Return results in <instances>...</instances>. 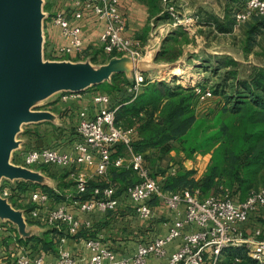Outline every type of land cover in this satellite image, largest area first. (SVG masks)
Masks as SVG:
<instances>
[{
    "label": "built area",
    "instance_id": "obj_1",
    "mask_svg": "<svg viewBox=\"0 0 264 264\" xmlns=\"http://www.w3.org/2000/svg\"><path fill=\"white\" fill-rule=\"evenodd\" d=\"M120 1L73 0L70 12L56 13L52 17V23L60 30L63 39L57 53L64 56L79 55L84 50L82 30L80 26L71 24L70 17L81 20L83 10H87L102 21L104 30L99 36V43L105 53H116L130 62L133 83L127 92L131 100H134L140 89L155 79L147 80L139 69V64L145 57V48L140 41L124 35L126 22L120 11ZM246 7L247 12L238 18H246L252 13L264 15V0H247ZM195 94L203 98L211 97V92H205L198 87L195 88ZM108 101L106 95L95 97L94 102L101 107L93 119L86 118L85 113L80 114L77 131L81 142L75 146V155L60 153L50 148L30 150L23 153L24 166L41 164L69 168L84 165L93 168L96 177L106 176L111 167L128 169L138 178V182L128 189V195L141 219L151 218L152 210L148 201L152 198L160 199L168 209L177 214L183 207V215L173 220L164 237L139 245L136 253L130 258H117L100 238H89L84 241L85 248L91 252V257L86 261L79 262L69 251L60 250L55 261L45 262L42 258L24 255L17 258L16 264H146L149 258L166 259L167 264H218L229 249H242L251 260L264 264V234L260 228H256L247 236L244 230L250 214L264 208V188L252 191L242 202L232 200L227 190L203 199H200L198 190H184L178 193L163 191L159 180L149 173L143 156L133 151L134 129L115 125L116 109L107 108ZM118 145L124 148V153L114 156ZM74 178L78 198L75 204L80 211L90 213L98 210L106 213L116 208L117 200L112 187L103 190L96 188L92 197L80 200L86 191L88 179L84 173H77ZM1 194L4 198L10 196L7 189H3ZM31 201L36 207L28 213V217L37 219L39 209L47 208L48 195L33 192ZM44 219L48 225L56 228L64 226L69 235H75L82 226H89L88 222H81L72 215L65 205L48 209ZM185 228H190V231L185 232ZM2 231L3 226L0 223V233ZM176 240H180L181 245L169 254L167 247ZM208 254L210 259L205 262V256Z\"/></svg>",
    "mask_w": 264,
    "mask_h": 264
},
{
    "label": "crops",
    "instance_id": "obj_2",
    "mask_svg": "<svg viewBox=\"0 0 264 264\" xmlns=\"http://www.w3.org/2000/svg\"><path fill=\"white\" fill-rule=\"evenodd\" d=\"M72 4L73 0H66L60 7L62 8L61 11L56 13L68 14ZM46 8L49 9L51 7L48 5ZM120 11L126 22L124 35L144 44H142L143 48H145L144 59L149 49H153L151 51L153 52V56L158 55L161 52L158 49V43L151 42L150 32H148L149 29L147 28L149 14L146 5L138 0H121ZM52 17H46L44 22L42 20L44 46H46L52 57H64L65 60L70 62H65V65H68L71 70L69 76H66L68 79L65 78L63 80L65 82H62L58 88L63 91L72 92L69 95L61 96L58 102L54 101L55 105L53 107L57 111H59L58 109H65L69 111L68 114L71 112L75 114L77 119L75 134L78 139L73 141L67 150L52 147L56 133L53 132V129L50 131V125L54 127L56 125L54 123L48 125L46 120L35 121V116L33 115L24 124L29 123L34 125V127L32 126V130H22L17 134L18 140L17 138L14 140V146L11 149L12 153L10 152L11 155L7 160V165L14 170V175L7 173L0 177V191L2 192L3 189H7L10 192L8 198H4L2 194V198L0 197V201L6 206V214L0 216V223L3 226V231L0 233V264H11L13 262L16 264L17 258L24 255L31 258H42L45 262H51L58 258L60 250L69 251L79 262H83L91 257V252L84 246V241L89 238H100L104 245L115 253L117 258H130L136 253L139 245L147 244L156 238L164 237L173 220L183 215V207L180 208L177 214L168 209L160 199L152 198L148 201L152 210V216L144 220L136 213L135 204L130 200L128 190L117 194V189L114 188L117 206L113 211L102 213L94 210L90 213H83L75 206V201L72 200L76 190H72V187L69 185L75 184L74 176L77 173H84L87 176L88 182L97 183L108 182V174L105 177H96L93 168L84 165L61 168L39 164L26 167L23 163V153L30 150L50 148L60 153L75 155V146L81 142V137L77 131L81 120L80 114L85 113L88 119L95 117L101 107V105L94 102L96 96L106 95L109 99L106 107L109 109L117 110L121 106H128L133 102L130 94L127 92L128 87L133 83V74L129 70L127 62L116 53H105L99 43V36L104 30V23L87 10H83L81 20H74L70 17L71 24L80 26L82 30L84 50L79 55L71 54L63 56L57 53L58 47L63 44V39L61 38L60 30L53 25ZM164 37L165 35L163 36V40H165ZM98 53H100L102 59H99L100 55L98 56ZM147 70L148 68L142 70V72L145 78L149 80L152 75L151 73H146ZM123 74L131 84L123 85L117 90H110L106 84H111L113 76ZM155 78L158 80L154 82L171 84L164 78ZM143 88L144 86L140 89L139 94ZM191 88L195 89L197 87ZM49 95L51 94H47V97ZM196 97L199 98L197 95ZM31 104L33 105V101ZM196 111L200 113L198 103ZM48 121L51 122L53 120ZM43 127H49L48 131L44 130ZM117 151L118 148H116L114 154ZM123 153L124 148H122ZM201 159H203L205 164H208L210 155H198L194 159H188L184 154L172 151L169 159L170 167L165 175L174 174L177 168L198 171L197 166ZM167 163L168 161H164L163 167L159 168L163 169ZM145 166L147 167L146 163ZM151 172L149 170V173ZM199 175L200 173H198L196 178ZM156 178L159 181L164 180L162 176ZM22 183L28 185L29 189L27 191L19 192L14 190L16 186L22 187L23 185H20ZM42 186L59 194L64 193L68 199L64 202H55L50 198L46 206L47 208L41 207L39 209V217L33 219L28 217V213L36 207L31 201V194L33 192L45 193L41 189ZM59 205H65L67 210L81 222L89 223L88 227L82 226L81 232L84 233L83 238H75L69 235L64 228L62 231H59V229L57 231L54 226L48 225L45 222L44 216L47 210ZM254 228V226L253 228H247L246 235L249 236L251 234L250 231L256 229ZM53 230H55V233H51ZM189 231L190 228H185V232ZM44 240L52 243L51 249L47 251L43 249ZM180 245V240L174 241L167 247L168 253L176 251ZM146 264H167V260L149 258Z\"/></svg>",
    "mask_w": 264,
    "mask_h": 264
},
{
    "label": "trees",
    "instance_id": "obj_3",
    "mask_svg": "<svg viewBox=\"0 0 264 264\" xmlns=\"http://www.w3.org/2000/svg\"><path fill=\"white\" fill-rule=\"evenodd\" d=\"M138 1L146 5L149 18L160 12L156 0ZM213 21L218 31L230 30L233 22L230 19L224 24H217L214 19ZM247 33V44L256 45L258 41L263 43L264 16L254 17L248 24ZM229 63L237 66L234 61L230 60ZM216 70L219 71L220 68ZM236 76L235 70L225 74L223 86L216 87L215 93L223 96V100L216 104L215 109L208 110L203 115L196 111L198 98L194 88L165 82H148L132 103L116 110L115 125L134 129L133 151L143 156L149 170H154L151 175L157 174L156 170L159 169V174L164 177V180L159 181L163 191L178 193L198 190L200 199H203L227 190L231 199L233 194L237 198L236 202H242L252 191L264 188V68H253L251 75L246 78L239 79ZM230 79L235 81H231L230 92H225L226 82ZM130 84L123 74L113 76L111 84L106 85L110 90H117ZM118 147L122 146L118 145L116 148ZM172 151L184 154L188 159L209 154L210 161L204 174L196 180L194 171L177 168L174 174L165 175L170 167ZM118 154H121L119 148L114 156ZM164 161L168 163L160 169L159 165ZM107 174L108 182H88L80 200L92 197L96 188H116L118 194L138 182L137 176L128 169L111 167ZM20 185L23 186H16L14 190L22 192L29 189L27 184ZM41 189L55 202L68 199L64 194L47 187L42 186ZM262 211L264 208L250 214L244 225L245 232L247 228L254 226L264 234V216H258ZM63 228L65 229L64 226L55 227L57 231H62ZM81 229L82 227L72 236L83 238ZM51 233H55V230ZM51 248L52 243L44 240L43 249L47 251ZM209 259L208 254L205 262ZM218 264L258 263L251 260L242 249H229Z\"/></svg>",
    "mask_w": 264,
    "mask_h": 264
},
{
    "label": "rangeland",
    "instance_id": "obj_4",
    "mask_svg": "<svg viewBox=\"0 0 264 264\" xmlns=\"http://www.w3.org/2000/svg\"><path fill=\"white\" fill-rule=\"evenodd\" d=\"M65 1L39 0L42 16L40 25V62L42 65H64L65 62L70 63L64 57L57 58L50 55L46 46H44L45 43L42 34V20L44 22L46 17H52L56 12L61 11L62 8L60 7ZM156 2L160 12L157 16L148 18L147 28L149 29L148 32H150L151 42H157L158 49L161 52L159 51L160 53L158 55L153 56V52H151L153 49L147 50L148 54L140 64L141 69L145 70L148 68L146 73H151V78L155 80H158L155 77L164 78L171 84L173 83L187 88L195 86L205 92H211V97L203 98L200 96L198 98L200 115H203L208 110L215 109L216 104L223 100V96H218L215 93L217 90L216 87L219 85L223 86V78L227 72L235 70L237 73L236 77L240 79L249 77L253 68H264V42L258 41L256 45L247 44L249 40H247L248 24L252 22L254 17L264 15L252 13L246 18H238V16H242L247 12L246 0H156ZM48 5L51 8L47 9L46 6ZM213 19L217 21V24H224L228 19L233 20L231 29L228 31H218ZM174 23L176 25H173ZM164 35L165 40H163ZM99 55L100 53H98ZM99 59H102L101 55ZM230 60L236 62L237 66L230 64ZM174 68L181 69L184 74L181 76L171 75L170 71ZM217 68H220V70L217 71ZM46 77L43 76L42 79L44 80ZM52 79L54 82L55 80H61L62 82V79L59 76L56 77V75H52ZM231 81L230 79L226 82L225 92H230L229 86L235 79ZM45 82L46 80H44ZM54 82L53 85H55ZM56 87L40 98L32 100L33 105L30 104L28 108V117L33 115L35 116V121L46 120L48 125L54 123L56 125L55 127L50 125V131L53 129V132L56 133L52 147L67 150L72 142L78 139L75 134L77 119L73 112L68 114V110L58 109L59 111H57L53 107L55 105L54 101L58 102L61 96L72 93ZM43 93L44 89L42 91ZM47 94L51 95L47 97ZM51 119L53 121L49 122L48 120ZM26 122L21 124L13 140H16L18 137L17 134L20 131L32 130V126L34 127V125L29 123L24 125ZM43 128L47 131L49 129V127ZM118 148L122 154L121 148L123 147ZM208 164H205L203 159H201L197 166L198 171L191 170L194 171L196 180L202 176ZM159 166L163 167V164ZM156 172L158 173H154L151 176L153 178L161 177L159 169ZM198 173L200 175L196 178ZM134 175L136 177L135 173ZM69 186L72 187V190H76V184L72 183ZM221 193L222 191L215 193V195ZM231 197L234 201L237 199L233 194ZM72 200H76V194L73 195ZM75 206L78 207L77 205ZM258 216H264V211L260 212ZM11 264L15 263L13 262Z\"/></svg>",
    "mask_w": 264,
    "mask_h": 264
},
{
    "label": "water",
    "instance_id": "obj_5",
    "mask_svg": "<svg viewBox=\"0 0 264 264\" xmlns=\"http://www.w3.org/2000/svg\"><path fill=\"white\" fill-rule=\"evenodd\" d=\"M41 19L39 0H0V177L14 175L7 160L21 122L31 119L28 108L32 100L60 87L71 71L65 64H41ZM121 58L132 72L128 59ZM52 75L62 82H54ZM43 76H47L46 85ZM0 214H6L1 201Z\"/></svg>",
    "mask_w": 264,
    "mask_h": 264
},
{
    "label": "bare ground",
    "instance_id": "obj_6",
    "mask_svg": "<svg viewBox=\"0 0 264 264\" xmlns=\"http://www.w3.org/2000/svg\"><path fill=\"white\" fill-rule=\"evenodd\" d=\"M170 74H171V75H174V76H181V75L184 74V73H183V71H181V69H179V68H174V69H172V70L170 71ZM21 124H22V122H21Z\"/></svg>",
    "mask_w": 264,
    "mask_h": 264
}]
</instances>
